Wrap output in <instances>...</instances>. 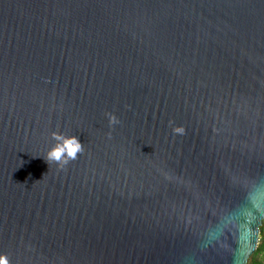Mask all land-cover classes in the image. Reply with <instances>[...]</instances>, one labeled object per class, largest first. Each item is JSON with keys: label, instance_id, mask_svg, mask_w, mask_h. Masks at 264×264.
I'll return each mask as SVG.
<instances>
[{"label": "water", "instance_id": "95a60500", "mask_svg": "<svg viewBox=\"0 0 264 264\" xmlns=\"http://www.w3.org/2000/svg\"><path fill=\"white\" fill-rule=\"evenodd\" d=\"M53 132L83 144L63 170ZM257 185L264 0H0L9 264H248L264 218L242 256L232 217Z\"/></svg>", "mask_w": 264, "mask_h": 264}, {"label": "clouds", "instance_id": "9594fccd", "mask_svg": "<svg viewBox=\"0 0 264 264\" xmlns=\"http://www.w3.org/2000/svg\"><path fill=\"white\" fill-rule=\"evenodd\" d=\"M108 118L109 125L114 126L119 123L118 118L113 113L105 114ZM170 126L172 122L170 121ZM173 133L184 135L185 129L183 127H173ZM52 139L56 142L54 146L47 152L45 160L50 165L55 163L59 169L63 170L71 161L78 158L79 154H82L83 144L75 136H65L62 133L53 132ZM264 218V187L257 185L247 197V202L240 206L234 213L232 219L236 224V238L241 240V236L248 234L249 245L251 244L252 237L254 236L253 225L256 220ZM264 238V237H262ZM216 240V234H210V241ZM237 256L234 254L233 261ZM245 258L243 257V260ZM0 264H9L8 257L6 255H0Z\"/></svg>", "mask_w": 264, "mask_h": 264}, {"label": "trees", "instance_id": "16d2710c", "mask_svg": "<svg viewBox=\"0 0 264 264\" xmlns=\"http://www.w3.org/2000/svg\"><path fill=\"white\" fill-rule=\"evenodd\" d=\"M264 220L262 221V224L260 226V233H259V242L257 244V248L255 249V251L250 255L249 259H248V264H256L255 260H256V256L258 253H260L262 250H264Z\"/></svg>", "mask_w": 264, "mask_h": 264}, {"label": "snow or ice", "instance_id": "6c2138e0", "mask_svg": "<svg viewBox=\"0 0 264 264\" xmlns=\"http://www.w3.org/2000/svg\"><path fill=\"white\" fill-rule=\"evenodd\" d=\"M252 239H254V236L252 237ZM241 255L243 256V254L247 251V248L249 246V236L248 234H244L241 236Z\"/></svg>", "mask_w": 264, "mask_h": 264}, {"label": "rangeland", "instance_id": "374dc122", "mask_svg": "<svg viewBox=\"0 0 264 264\" xmlns=\"http://www.w3.org/2000/svg\"><path fill=\"white\" fill-rule=\"evenodd\" d=\"M255 263L256 264H264V250H262L260 253L257 254Z\"/></svg>", "mask_w": 264, "mask_h": 264}]
</instances>
